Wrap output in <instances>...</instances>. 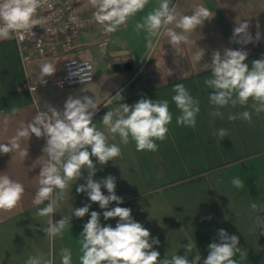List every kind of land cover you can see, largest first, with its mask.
Returning <instances> with one entry per match:
<instances>
[{
  "label": "crops",
  "instance_id": "1",
  "mask_svg": "<svg viewBox=\"0 0 264 264\" xmlns=\"http://www.w3.org/2000/svg\"><path fill=\"white\" fill-rule=\"evenodd\" d=\"M199 5L208 8L214 17L194 30L189 35L190 43H182L177 50L167 37L158 42L153 38L155 47L149 50L146 33L136 35L134 31L136 22L158 7V0H150L142 12L109 37L95 28L77 36L71 46L59 45L57 53L26 63L15 39L0 40V143H8L17 129L30 122L45 105L62 109L69 96L87 95L98 104L93 123L105 132L109 144L121 148V155L104 166L92 157L97 166L93 179L102 180L109 175L116 178V194L123 198L119 206L130 208L133 218L150 231L152 238L159 239L153 249L161 259L185 255L183 246L191 242L196 247L188 253L189 259L199 253L203 264L208 245L219 242L218 230L224 229L239 237L244 255L234 257L238 264H264V233L255 223L257 216L264 217V112L257 115L250 99L246 106L221 109L223 119L212 118L209 94L213 90L204 84L205 78L211 76L205 64L211 63L216 50L247 51L250 68L251 61L264 57V0H172L170 6L182 15H191ZM240 22L249 24L252 43H243L240 36L232 39ZM200 50H205V55L196 62L193 56ZM75 57L93 63L94 81L58 87L55 80L63 71L64 62ZM43 63L56 66V72L44 78L45 83L40 78ZM178 83H183L199 101L194 128L176 123L180 112L171 97L173 86ZM29 85L36 89L31 91ZM117 92L123 100L109 103ZM141 98L167 99L173 115L166 139L156 141L158 150L154 152L137 151L131 140L128 145L122 144L120 137L113 138L101 123L108 111L115 112L122 103L131 106ZM243 111L251 112V123L228 119L229 112ZM221 128L228 131L223 140L213 135ZM20 143L21 149H28L27 157L19 151L0 153V174L20 182L25 189L17 207L0 210V264H26L31 256L47 258L50 254L54 264H60L62 248L71 250L72 264H80V234L91 211L101 214L102 225L115 227L119 218L104 220L103 211L117 205L112 202L108 209H101L85 193L76 192V187L86 182L84 170L81 179L70 187L67 199L57 204L53 222L64 218L66 226L61 236L50 241L42 230L48 227L50 217L36 215L47 201L39 206L33 204L46 139L33 134ZM234 177L244 182L242 189L233 186ZM101 191L108 194L106 188ZM252 203L257 204V210L251 209ZM85 204H91L88 214L82 218L72 215L74 209Z\"/></svg>",
  "mask_w": 264,
  "mask_h": 264
},
{
  "label": "clouds",
  "instance_id": "2",
  "mask_svg": "<svg viewBox=\"0 0 264 264\" xmlns=\"http://www.w3.org/2000/svg\"><path fill=\"white\" fill-rule=\"evenodd\" d=\"M149 2L150 0H90L96 9L95 21L109 33L118 31L130 18L142 12ZM43 3H47L49 8L53 6L47 0H0V40L10 39L14 33H26L32 30L33 26L39 25L40 21L34 17ZM171 3L172 0H158V7L147 12L135 24L136 35L141 31L146 33V47L149 50L155 47L153 38L158 42L161 37H167L169 44L177 50L182 43H190L189 35L194 30L214 17L203 5L196 6L191 15H182L174 6H170ZM248 28L247 22H240L233 30L232 39L240 36L243 43H252ZM259 38L260 34L257 33L256 39ZM204 55L205 50L197 51L193 60L200 62ZM247 59V51L225 48L223 51H214L211 63L205 64V67L211 70V76L205 78L204 84L213 90L209 94V102L213 106L210 112L212 118L223 119L224 113L221 109L229 106L235 108L237 105L246 106L250 99L257 115L264 112V57L251 61V68L246 62ZM86 68L87 66H77L78 70L71 75L80 76L82 82ZM55 72V65L43 63L40 66L41 83H45L44 78L52 76ZM172 91L174 95L171 99L180 112L176 123L194 128L196 116L200 112L199 101L188 92L183 83L175 84ZM121 100L123 97L117 92L109 103ZM97 110L95 99L87 95L69 96L62 109L45 105L44 110L37 111L30 122L17 129L8 143H0V153L19 151L21 156L27 157L28 149H21V140L28 141L33 134L37 138L46 139L44 156L39 159L43 158L40 164L39 187L33 199V204L37 206L47 201L46 206L36 212L39 217H50L48 227L42 230L50 241L62 235L66 226L65 219L54 223L52 216L56 212L58 202L67 199L73 182L80 180L86 170V182L76 187V192L85 193L88 199L98 203L101 209H108L109 205L115 202L116 207L103 211V218L119 219L115 227L111 224L102 225L101 214L91 211L90 218L83 225L80 234V264H200L199 253L189 259L188 253L193 252L196 247L191 242L183 246L186 249L185 255L174 254L170 259H161L160 253L153 249V245H159V239L152 238L150 231L133 218L130 208L119 206L123 203V198L116 194V178L109 175L102 180L93 179L97 166L92 157L96 158L100 166H104L121 155V148L115 143L109 144L105 132L98 130L93 123ZM172 119L167 99L153 101L141 98L131 106L122 103L115 112L108 111L101 123L113 138L118 135L122 144L128 145L131 140L135 142L137 151L154 152L158 150L156 141L166 139L168 125ZM228 119H241L251 123L252 114L249 111L236 114L229 112ZM213 135L223 140L228 136V131L221 128L214 131ZM231 183L237 189L244 187V182L238 177H234ZM102 187L107 189V195L101 191ZM24 191L20 182L6 174H0V210L9 211L17 207ZM90 207L91 204H85L76 208L72 215L82 218L89 213ZM250 207L257 210L258 206L252 203ZM255 223L264 233V217L257 216ZM218 238L219 242L208 245V255L203 264H238L234 257L237 254L241 257L244 255L239 247V237L219 229ZM59 254L60 264H72L70 249L62 248ZM26 264H54V256H31Z\"/></svg>",
  "mask_w": 264,
  "mask_h": 264
},
{
  "label": "built area",
  "instance_id": "3",
  "mask_svg": "<svg viewBox=\"0 0 264 264\" xmlns=\"http://www.w3.org/2000/svg\"><path fill=\"white\" fill-rule=\"evenodd\" d=\"M52 3L49 8L43 3L37 10L34 19L40 24L33 26L26 33L12 35L18 43L23 61L29 62L36 57H45L57 53L59 45L71 46L74 39L83 32L100 27L102 34L109 37L114 33L106 32L94 19L96 9L90 0H47ZM21 36L23 38H21ZM77 66L85 67L83 79L76 72ZM95 79L94 65L89 59L70 58L64 62L63 71L57 76L55 84L60 87H71L91 83ZM31 91L36 87L29 85Z\"/></svg>",
  "mask_w": 264,
  "mask_h": 264
},
{
  "label": "rangeland",
  "instance_id": "4",
  "mask_svg": "<svg viewBox=\"0 0 264 264\" xmlns=\"http://www.w3.org/2000/svg\"><path fill=\"white\" fill-rule=\"evenodd\" d=\"M96 28H98L99 30H100V27H96ZM91 30H93V29H91ZM87 32V31H86ZM100 32H101V30H100ZM84 33V32H83ZM101 34H102V32H101ZM103 35V34H102ZM97 59H99L98 57H97ZM100 62H98V64H99ZM102 67V66H101Z\"/></svg>",
  "mask_w": 264,
  "mask_h": 264
}]
</instances>
